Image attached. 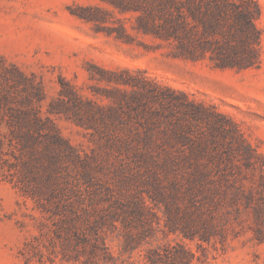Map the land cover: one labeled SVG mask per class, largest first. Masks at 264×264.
<instances>
[{"label":"rangeland","instance_id":"1","mask_svg":"<svg viewBox=\"0 0 264 264\" xmlns=\"http://www.w3.org/2000/svg\"><path fill=\"white\" fill-rule=\"evenodd\" d=\"M255 1L260 64L239 70L172 56L133 28L139 11L102 0H0V264H264V0ZM94 6L107 12L80 15ZM142 86L170 114L146 96L142 109L132 96ZM35 113L77 150L88 178L63 158L57 178L43 179L48 147L15 129ZM198 160L226 179L198 182ZM113 198L143 203V217L111 218ZM71 205L89 219H70ZM93 229L105 243L92 245Z\"/></svg>","mask_w":264,"mask_h":264},{"label":"trees","instance_id":"2","mask_svg":"<svg viewBox=\"0 0 264 264\" xmlns=\"http://www.w3.org/2000/svg\"><path fill=\"white\" fill-rule=\"evenodd\" d=\"M117 8L119 11H139L136 15L137 23L133 26L138 32L151 34L156 38L165 40L171 47L170 53L174 57L190 59L193 61L208 58L213 67L218 68H236L246 69L260 64V31L256 26L255 20L259 16L260 8L255 0H102ZM253 3V6L251 4ZM90 8V7H85ZM86 11L85 9H83ZM96 12H82L80 15L86 19H98L101 12H107V9L100 6H94ZM117 36H129L124 25L115 28ZM128 72V69H123ZM124 83H130L128 78H123ZM61 95L68 96V90L61 82ZM137 104L142 109L148 107V103L142 100L143 96L152 100H158L162 110H156L159 114H170L168 106H164L162 97L158 96L153 86L151 88L142 86V89L132 93ZM165 99V97H163ZM19 124L16 125V133L26 142L41 137L48 147L46 151L47 163L44 165L45 175L43 179L52 183L57 178L56 167L60 159H69L73 162H81V157L77 150L60 134L54 125L47 127L46 121H43L38 114L33 116H24L20 114L16 117ZM177 127L170 131L175 132ZM154 132L146 129L141 136L142 144L145 147H152L155 144ZM205 145V144H204ZM243 144H236V148L241 150ZM246 147V153L249 154V147ZM139 155L145 161H155L149 150L145 149L139 152ZM250 158L246 161L248 162ZM83 163V175L88 178L85 162ZM173 161L168 157H163L160 165L163 168H169ZM206 162L194 161L193 171L194 179L201 182L207 180L212 182L213 187L217 188L216 183L221 179H226L225 175L218 178L208 177V167L203 168ZM206 176V178H205ZM201 180V181H200ZM79 187V186H78ZM80 188V187H79ZM210 187H208L209 189ZM84 190V189H83ZM111 202L117 203L110 205L109 216L111 218L122 217L126 219L130 216L132 219H141L145 205L141 202L132 201L129 204H123L118 198H113ZM74 214L70 219H89L90 210L84 208V215L78 214L73 205L70 207ZM100 215L94 220H104L105 208H100ZM125 213V214H124ZM99 214V213H98ZM95 243L104 242L102 234L96 229ZM166 252V256L178 258L180 254L176 251ZM154 261V258H150Z\"/></svg>","mask_w":264,"mask_h":264}]
</instances>
